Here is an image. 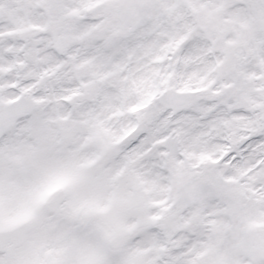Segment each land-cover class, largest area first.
I'll use <instances>...</instances> for the list:
<instances>
[{
	"label": "snow or ice",
	"instance_id": "1",
	"mask_svg": "<svg viewBox=\"0 0 264 264\" xmlns=\"http://www.w3.org/2000/svg\"><path fill=\"white\" fill-rule=\"evenodd\" d=\"M0 264H264V0H0Z\"/></svg>",
	"mask_w": 264,
	"mask_h": 264
}]
</instances>
